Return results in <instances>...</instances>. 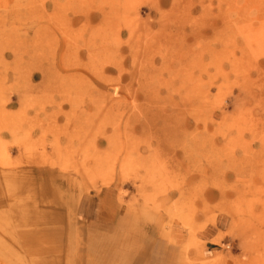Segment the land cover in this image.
Instances as JSON below:
<instances>
[{"label":"rangeland","instance_id":"obj_1","mask_svg":"<svg viewBox=\"0 0 264 264\" xmlns=\"http://www.w3.org/2000/svg\"><path fill=\"white\" fill-rule=\"evenodd\" d=\"M90 193L179 264H264V0H0V264H34L20 206Z\"/></svg>","mask_w":264,"mask_h":264},{"label":"crops","instance_id":"obj_2","mask_svg":"<svg viewBox=\"0 0 264 264\" xmlns=\"http://www.w3.org/2000/svg\"><path fill=\"white\" fill-rule=\"evenodd\" d=\"M70 201L37 199L20 206L29 209V219L20 223L18 247L34 264H179L188 243L181 228L167 237L141 233L140 238L137 221L125 220L121 203L108 195L90 193Z\"/></svg>","mask_w":264,"mask_h":264},{"label":"bare ground","instance_id":"obj_3","mask_svg":"<svg viewBox=\"0 0 264 264\" xmlns=\"http://www.w3.org/2000/svg\"><path fill=\"white\" fill-rule=\"evenodd\" d=\"M191 46L192 45H190V47ZM146 60L147 59L145 58V54H144L142 59H141V63L145 62ZM151 61H153V60H151ZM161 104H162V100L155 101V106H156L155 112H158V114L161 115V116L164 115V116L168 117L171 120L172 116H174V118H176V113H180V112H175L174 110H171L170 106H165V105H161ZM163 137L168 139V136H166V135H164ZM184 137H185L184 135H181L179 137V139H181V140L183 139V141H184ZM194 192H195V195H198V192L196 190Z\"/></svg>","mask_w":264,"mask_h":264}]
</instances>
